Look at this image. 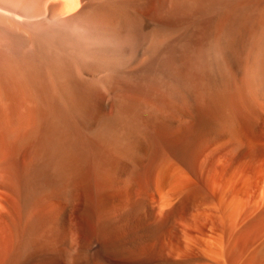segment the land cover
<instances>
[{"label": "bare ground", "instance_id": "obj_1", "mask_svg": "<svg viewBox=\"0 0 264 264\" xmlns=\"http://www.w3.org/2000/svg\"><path fill=\"white\" fill-rule=\"evenodd\" d=\"M0 264H264V0H0Z\"/></svg>", "mask_w": 264, "mask_h": 264}]
</instances>
